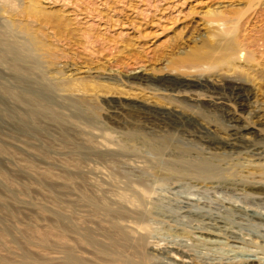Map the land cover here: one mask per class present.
Listing matches in <instances>:
<instances>
[{"label": "rangeland", "instance_id": "obj_1", "mask_svg": "<svg viewBox=\"0 0 264 264\" xmlns=\"http://www.w3.org/2000/svg\"><path fill=\"white\" fill-rule=\"evenodd\" d=\"M38 85L51 111L21 130L20 99ZM260 127L264 0H0L3 264H62L64 249L108 263L68 227L69 242L39 245L63 227L56 210L105 239L84 193L114 205L143 194L115 217L141 233L148 264H179L159 248L193 264H264ZM202 162L215 173L189 168Z\"/></svg>", "mask_w": 264, "mask_h": 264}, {"label": "bare ground", "instance_id": "obj_2", "mask_svg": "<svg viewBox=\"0 0 264 264\" xmlns=\"http://www.w3.org/2000/svg\"><path fill=\"white\" fill-rule=\"evenodd\" d=\"M214 21H216V20H214ZM13 51L15 52V50H13ZM200 57H201V55H196L195 62H194V66L195 65L198 66L197 65V62L200 61L199 60ZM11 58H13V57H11ZM228 58H230V57H228ZM228 58H225L224 57L225 62H227V63H229V61H230ZM201 80H202L201 78H197V80H196L195 83L197 84V82H199ZM182 81L183 80H181V82ZM204 81H205V83L208 82L207 79L204 80ZM200 85H201V83H200ZM30 88H31V86H30ZM212 88H213V85H212ZM31 90H30V92H31L30 93V96L27 97L28 98L27 100L24 101L23 99H20V103H22L26 107L25 108L26 109L25 112H23V114H21L18 117V121H19L18 124H19V127H20L19 129H21V130H26L29 126L32 127L34 125L35 117H36V115L38 113H40L38 115H44V113H48V112L51 111L50 108L47 105H45V103L42 102V101L45 102V100H47V98L50 99L49 98L50 95H49V93H47L46 89H44V87H41L40 85H38L36 91H31ZM16 100H17V98H16ZM18 102H19V100H18ZM11 111H13V110H10V112ZM5 113H8L9 114V112H5ZM54 120H56V119H54ZM32 128H34V127H32ZM260 130L261 131L262 130L264 131V127L263 128L260 127ZM1 147L2 146H0V149L3 150V148H1ZM20 165H21V167L24 170H26V168L24 167V165H22V163ZM25 165H27V164H25ZM259 165H260V167L258 168L257 171L258 172L264 171V164H259ZM22 168H19V169H22ZM189 168L193 169L196 173H199L201 175H206V176L215 173V170L207 162L196 163V164H193V165L189 166ZM254 171H256V170L254 169ZM39 174H41V173H39ZM45 174L47 175L48 173L46 172ZM256 174L254 173V175H256ZM261 174H258V175H261ZM77 177H78V172H76V171H72V172L67 171L64 174V178H65L64 180H66V181L67 180L68 181L70 180L69 181L70 183H71V180H74V178H77ZM43 178H45V177H43ZM58 178H59V176H58ZM40 181L41 180H39V182ZM44 183H45V181L44 182H41V185L44 184ZM47 183H50V182H47ZM49 186H51V185H49ZM51 187H53V186H51ZM52 189H49V192H51ZM57 189H59V188H57ZM143 193H145V192H143ZM50 195H53V194L51 193ZM141 195H143V194H141ZM141 195H138L137 194V196L135 198H129L127 195L121 194L119 196L120 203L118 202L117 204L114 205L113 203H111V202H109L107 200L100 199L98 197L89 196V195H86L84 193V194L81 195V200H84L85 203H87V206L91 209V211H93L94 213H96L97 211H102L103 214H104V216L106 217V218H104V223L101 224V226L99 227V228H101L99 230L105 235V239L104 238L102 239V237H101L100 240H98L96 238V236H95V232H94L93 228L90 227V226L84 225V223L82 221V218H73V220H72L70 216H68L66 214H63L60 211L56 210V211L53 212L52 215L56 219H58V223L57 224L60 227L61 226H63V227L62 228H59V229H51L49 231L43 232V234H42L43 238L40 239L39 245H42V246L46 245L49 242V238L50 237H53V240H55V241H62L63 240V241L69 242L67 240V230L68 229H66V227H68L69 229H71V232H73V233L76 234V236L78 237V242L79 243H81V244L83 243L85 246H89V247L93 248V250H94L93 252L95 254H98L99 257L101 258V260H104V261L108 262L106 264H148L147 263V254H146V252L144 250L145 247L143 245V238H142L143 236L140 235L141 233H138L137 232L138 235L137 234H134V232L132 230H128V228H132V226L123 225L122 223H119V221L115 217L117 214L120 215L122 212H125L128 209L124 205V203H126V201L129 202L132 205H138V202H140ZM54 196H53V198H54ZM246 196H248V195H246ZM246 200H247V198H246ZM62 201L63 200L58 201L59 202L58 205L63 206L64 209H66V207L64 206V204H63ZM242 202H244V201H242ZM240 204H242V203H240ZM2 207L6 208V206H4V205ZM226 207H228V206H226ZM242 207H243V205H242ZM246 207H244V208H246ZM228 209H227V211L229 212ZM231 210H232V208H231ZM231 212H230V215H231ZM112 213L114 214V216H113ZM225 213H227V212H225ZM111 214H112V216H111ZM228 215H229V213H228ZM243 215H245V214H243ZM255 215L257 216V214H254V216ZM262 218H264V217L262 216ZM99 222H101V220ZM256 222H260V221H256ZM143 228H145V227L143 226ZM6 234L7 233L4 230H1V228H0V235H1V237L4 236V235H6ZM113 234H116V236H114ZM75 240H77V239H75ZM8 241H10V240H8ZM125 248H129V251H127L126 254L122 252V250L125 249ZM156 250H158V252L159 251L164 252L167 255L168 259L169 258L170 259L171 258L172 259L174 258L179 264H193L191 262V260H190V257H189V259L187 258V254H186L187 252H185V251H179V250H177V251H174V254H173V250L172 249L159 248V249H156ZM54 258L57 259L56 256L53 257V258L47 256V259H54ZM61 258H63L62 259V264H84V263H81L79 261V259L70 250H68V249H64V251H63V257H61ZM59 259H60V257H59ZM33 260L39 262L36 259H33ZM3 263L4 262L2 260V255H0V264H3ZM86 264H92V263H86Z\"/></svg>", "mask_w": 264, "mask_h": 264}]
</instances>
